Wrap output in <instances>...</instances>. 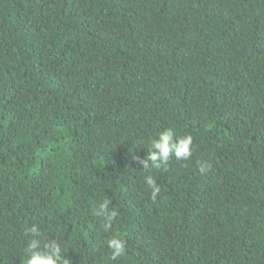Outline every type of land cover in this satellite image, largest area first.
<instances>
[{
	"label": "trees",
	"instance_id": "trees-1",
	"mask_svg": "<svg viewBox=\"0 0 264 264\" xmlns=\"http://www.w3.org/2000/svg\"><path fill=\"white\" fill-rule=\"evenodd\" d=\"M165 129L192 155L146 168ZM33 238L70 264H264V0H0V264Z\"/></svg>",
	"mask_w": 264,
	"mask_h": 264
},
{
	"label": "clouds",
	"instance_id": "clouds-1",
	"mask_svg": "<svg viewBox=\"0 0 264 264\" xmlns=\"http://www.w3.org/2000/svg\"><path fill=\"white\" fill-rule=\"evenodd\" d=\"M193 138L191 135L183 137H175L171 129H165L159 133V138L151 141V147L156 151H149L147 159L142 161L146 168L159 167V162H167L170 156L174 155L177 160L191 157L192 155ZM150 162V163H149ZM201 173L206 171L204 164L200 165ZM147 185L151 188V198L156 199L157 194L160 192V187L155 183V180L151 175L146 177ZM108 200L105 199L99 206L101 209L106 210L107 223L104 224V228L108 229L112 226V221L117 217V211L113 210L107 212ZM28 231L37 237L39 235L37 227L32 225ZM108 247L111 250L112 259L120 257L125 252V242L119 236H114L108 240ZM26 256L23 264H70L69 260L62 256L60 244L53 240L51 242H44L41 247V242L33 238L28 243L26 249Z\"/></svg>",
	"mask_w": 264,
	"mask_h": 264
}]
</instances>
